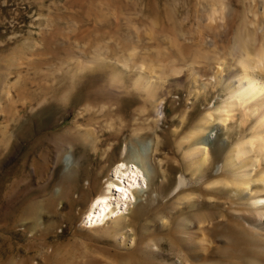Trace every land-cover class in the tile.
<instances>
[{"label": "rangeland", "instance_id": "obj_1", "mask_svg": "<svg viewBox=\"0 0 264 264\" xmlns=\"http://www.w3.org/2000/svg\"><path fill=\"white\" fill-rule=\"evenodd\" d=\"M260 25L264 0H0V264H245L264 253L261 229L243 220L250 192L207 188L234 178L219 167L256 122L244 102L206 167L186 157L187 136L229 95L239 35ZM147 143L148 184L123 228L112 216L88 226L113 168ZM181 174L192 182L179 195ZM187 217L211 221L190 228L213 242L208 257L194 256Z\"/></svg>", "mask_w": 264, "mask_h": 264}, {"label": "bare ground", "instance_id": "obj_2", "mask_svg": "<svg viewBox=\"0 0 264 264\" xmlns=\"http://www.w3.org/2000/svg\"><path fill=\"white\" fill-rule=\"evenodd\" d=\"M257 32L264 33V25H260L251 34L242 31L239 35L238 38L240 40L236 46L238 51L237 65L239 69L237 70L236 78L230 81L228 88L229 95L222 106L214 112L206 114L187 136L186 139L192 140L193 145L186 157L190 168H194L195 166H200V168L201 166L206 167L211 160L210 146L212 137L220 125L225 127L231 120V117L235 114L233 112L239 107L240 101L242 100L244 102L245 108L250 112L251 117L256 119V122L251 128L250 136H245L239 140L228 152L225 163L219 167V169L232 170L234 178L218 179L215 182L209 183L207 188L213 187L214 189L218 185H224L223 187H231L238 193L249 191L248 198L252 201V207L255 211L252 210V215L250 214L249 217L247 215L244 216V224L254 225L261 229L262 232L252 231L257 234V237L255 236L256 238L259 237L258 235L264 238V196H258L254 191V185L256 183L264 185V164H261L264 163V37L262 38L261 36L258 48H255ZM221 66L219 65L217 69V77L222 72ZM141 68L137 83L149 92H153L154 86L151 83L152 79L148 76L146 77V74H144V66V70ZM150 144L147 143L145 145L143 148L144 151L140 156L137 155V158L133 157L131 160H123L113 168L112 177L107 181L105 189L93 198L85 214L84 219L88 226L99 225L108 217L112 216L115 226L114 230H121L123 228V223L127 219L123 211L139 200L138 197L140 196H138V193L143 192L148 184L149 178L148 171H146V157L148 151L152 148ZM260 166L262 167V172L256 177V172ZM66 178H70V175H67ZM191 182L187 175L181 174L174 192L179 194L182 190L189 189ZM192 190L195 189L192 188ZM191 197H193L192 194H187L183 197L181 195V199L184 201L191 200ZM181 199H179L180 202L182 201ZM32 207L33 205L28 206L25 212H29ZM200 218H197V220L199 219L197 221L198 224L188 217L185 218L184 229L188 235L187 241L191 250L194 252V256L199 257L203 254L205 257H208L211 251L210 244L213 242L207 239L206 236H199L190 229L193 228V225L196 228L201 227V224L207 223L208 218ZM216 219L215 216L211 221H215ZM211 221L209 220V222ZM217 221L221 226L223 224L226 225V222L224 223L221 218L215 222ZM245 230H248V228L246 227ZM247 255L245 254L244 256L246 260L245 264H264V253L257 252V258H251Z\"/></svg>", "mask_w": 264, "mask_h": 264}]
</instances>
